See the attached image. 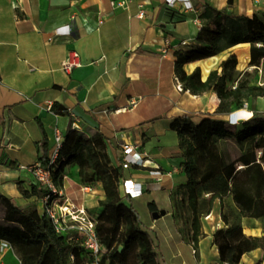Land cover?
<instances>
[{
  "label": "crops",
  "instance_id": "0c3cea01",
  "mask_svg": "<svg viewBox=\"0 0 264 264\" xmlns=\"http://www.w3.org/2000/svg\"><path fill=\"white\" fill-rule=\"evenodd\" d=\"M188 1L191 11L182 3L170 8L166 0H0L1 196L20 208L34 206L42 216L45 189L37 187L44 191L41 197H24L20 191L21 186L31 194L37 184L29 168L41 163L43 154H52L57 130L63 138L71 129L87 135L99 132L107 139L114 166L124 165L127 148L137 149L147 160L146 168H126L123 182L132 180L142 189L139 199L128 200L133 207L135 202L147 206L140 218L164 264H221L214 245L215 232L225 227L220 201L203 222L196 255L174 222L171 194L188 179L171 126L180 116L200 124L229 122L235 113L218 115L216 94L193 96L178 88L177 52L196 46L207 25L200 18L205 7L252 18L264 14V0ZM68 26L70 36L55 35ZM71 52L78 53L81 66L69 74L63 65ZM231 55L237 56L240 73L251 69L250 45L241 44L183 70L187 75L200 70L206 81ZM244 55L248 61L241 67ZM54 106L66 114H57ZM248 110L264 119V98L250 101ZM74 171L59 189L95 218L104 200L102 186H83L81 171ZM150 204L165 215L155 220ZM241 223L245 235L264 237V219L245 218ZM6 258L7 264H21L11 247L1 253L0 264ZM263 260L264 250L259 249L240 264Z\"/></svg>",
  "mask_w": 264,
  "mask_h": 264
},
{
  "label": "trees",
  "instance_id": "16d2710c",
  "mask_svg": "<svg viewBox=\"0 0 264 264\" xmlns=\"http://www.w3.org/2000/svg\"><path fill=\"white\" fill-rule=\"evenodd\" d=\"M200 18L207 22L198 34L196 46L189 52H177L178 81L185 92L193 96L216 94L220 100L218 115H231L250 101L264 98L263 85H254V75L238 71V58L231 55L220 64V70L203 81L200 70L187 75V64L219 56L241 44L250 45L249 68L260 73L264 81V14L249 17L227 15L205 7ZM241 67L248 58L241 57ZM53 110L64 115L59 106ZM171 129L179 139L184 158L187 183L171 194L173 219L182 238L195 250L204 237L203 222L221 203V218L225 227L214 234L221 264H240L245 255L264 250V237L245 235L242 220L264 219V119L231 125L230 121L204 120L200 124L189 116L174 120ZM227 144L234 152L221 151V157H211L209 147ZM41 163L49 166L47 154ZM81 171L85 187L102 186L104 200L99 214L93 218L103 250L100 264H164L155 238L143 225L139 213L123 192L124 165L114 166L107 139L99 132L87 135L71 129L64 137L58 158L51 167L53 179L62 188L65 178L74 170ZM31 194L20 186L24 197H41L49 192L38 189ZM130 203V204H129ZM152 213L157 207L150 204ZM92 218V217H91ZM1 243L16 250L21 264H93V255L83 246L75 232L58 234L53 221L41 216L33 206L20 208L0 195V257ZM29 248H39L32 251ZM22 249L26 252H20ZM29 251V252H28ZM263 261L258 264H263Z\"/></svg>",
  "mask_w": 264,
  "mask_h": 264
},
{
  "label": "built area",
  "instance_id": "2783aa9c",
  "mask_svg": "<svg viewBox=\"0 0 264 264\" xmlns=\"http://www.w3.org/2000/svg\"><path fill=\"white\" fill-rule=\"evenodd\" d=\"M178 3H182L186 11L193 10V6L188 0H166V4L170 8H174ZM55 35L70 36V27L68 26L56 30ZM183 45H186V43ZM80 66L81 63L78 53L71 52L63 65V69L66 73L70 74L74 69L79 68ZM178 88L182 90L181 85H179ZM236 114H240V117L234 121L230 120L231 125L240 123V120H242V122L249 121L255 116L253 112L248 110V104H246L242 110L236 112ZM74 128H76V124H74ZM63 141V136L57 130L55 136V148L49 156L50 165L45 166L42 163H38L30 167L29 170L34 175L37 182L49 192L43 197L44 213L53 221L56 232L58 234H65L68 232L77 233L83 239V246L93 255V264H100L103 250L98 240L94 219L88 215L85 208L75 209L71 204H68L69 202L67 200H64L63 202V192L57 187L53 179L51 167L55 164L58 158ZM132 166L146 168L147 160L137 152V149L127 148L124 156V168L126 169ZM159 175L160 174H158V176ZM123 192L125 196L132 200L139 199L143 195L142 189L138 188L132 180L124 181ZM8 248H10L8 244L1 243V253ZM193 254H197L194 247Z\"/></svg>",
  "mask_w": 264,
  "mask_h": 264
},
{
  "label": "rangeland",
  "instance_id": "374dc122",
  "mask_svg": "<svg viewBox=\"0 0 264 264\" xmlns=\"http://www.w3.org/2000/svg\"><path fill=\"white\" fill-rule=\"evenodd\" d=\"M246 72H249V73H251V74H253L254 75V78H253V84L254 85H263V83H264V81H263V79H262V77H261V74L260 73H258V74H256L255 73V71H254V69L253 68H251L250 70H248V71H246ZM229 150V151H231V152H234V149L233 148H231L229 145L227 146V144H222V145H220V146H218V147H215V146H210L209 147V154H211V157H217V158H219L220 157V152L221 151H225V150ZM74 173H75V171H74ZM75 189H77V187L75 188ZM64 195V194H63ZM71 196H73L72 194H70ZM75 196V195H74ZM64 199H63V202H64V200L66 201H68L69 203L68 204H71L72 206H73V208H75V209H78V208H80V207H77L69 198H67L65 195H64V197H63ZM130 204V203H129ZM134 207H135V210L139 213V215L141 214V216H143L144 215V213H146L148 210H147V206L146 205H144V203H140V202H135L134 203ZM81 209V208H80ZM173 244H171V246H172ZM39 248H29L28 250H30V252L32 251V254H34L33 253V251H35V250H38ZM25 250H27V249H22V251L20 250V252L22 253V252H26ZM29 252V251H28ZM9 259L8 258H6V260H5V264H7V261H8ZM48 264H51V263H48ZM245 264H248V262L247 263H245Z\"/></svg>",
  "mask_w": 264,
  "mask_h": 264
},
{
  "label": "water",
  "instance_id": "95a60500",
  "mask_svg": "<svg viewBox=\"0 0 264 264\" xmlns=\"http://www.w3.org/2000/svg\"><path fill=\"white\" fill-rule=\"evenodd\" d=\"M231 117H233L234 118V120L235 119H237V118H239L240 117V114H233ZM233 120V121H234ZM240 123H242V120H240ZM161 215H165V212H161V213H159V212H155L154 214H153V218L155 219V220H158L159 218H160V216Z\"/></svg>",
  "mask_w": 264,
  "mask_h": 264
}]
</instances>
